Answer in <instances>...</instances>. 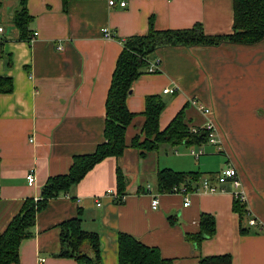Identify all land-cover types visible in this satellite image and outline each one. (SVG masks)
I'll return each mask as SVG.
<instances>
[{
    "label": "crops",
    "instance_id": "0c3cea01",
    "mask_svg": "<svg viewBox=\"0 0 264 264\" xmlns=\"http://www.w3.org/2000/svg\"><path fill=\"white\" fill-rule=\"evenodd\" d=\"M0 1V77L13 84L11 93H0V233L26 199L39 197L50 177L66 174L74 156L92 154L104 141L105 100L122 41L145 35L150 20L157 31L199 24L207 36L233 32V0H115L114 7L108 0H72L66 10L61 0H26L28 29L37 34L27 42L18 39L12 23L21 0ZM120 1L126 5L120 7ZM154 55L158 72L141 75L126 98L135 114L126 145L140 134L149 96L165 102L159 130L182 109L189 126L202 129L206 118L198 106L210 109L216 144L183 145L186 154L177 153L181 145H162L145 158L127 148L119 158L103 159L37 213L33 236L19 246V264H78L54 255L60 249L59 224L79 210L83 230L99 236L102 264H118L119 233L157 248L173 264L225 254L232 264H264V39L249 45L164 47ZM165 89L176 92L164 94ZM199 150L197 158L190 153ZM170 156L176 159L164 163ZM228 165L237 171L238 189L216 183L215 175ZM164 169L200 174L189 187L188 206L183 195L158 189L156 176ZM117 170L127 181L120 204L107 195L116 192ZM204 178L217 192L200 189ZM236 192L244 197L242 216L233 210ZM153 196L159 200L156 209ZM202 215L213 217L215 230L195 243ZM249 219L256 225L249 226Z\"/></svg>",
    "mask_w": 264,
    "mask_h": 264
},
{
    "label": "trees",
    "instance_id": "16d2710c",
    "mask_svg": "<svg viewBox=\"0 0 264 264\" xmlns=\"http://www.w3.org/2000/svg\"><path fill=\"white\" fill-rule=\"evenodd\" d=\"M72 0H61L66 10ZM1 8V1H0ZM31 16L26 8V0H21L13 14L12 23L18 31V39L29 42L31 34L28 25ZM264 39V0H233V32L225 36H207L201 25L188 30L157 31L153 21H149L148 32L142 36H132L122 41L110 86L105 100L104 141L92 154L77 155L71 159L66 174L50 177L41 187L39 197L26 199L19 212L12 216L6 228L0 233V264H19V246L22 241L33 236V228L38 212L47 202L61 194H67L99 162L107 157H121L127 148L138 151L141 158L162 145L188 147L207 142L205 130L195 133L185 119L182 109L164 130H159V117L165 108V102L159 96L145 99L144 118L140 134L131 139L130 146L125 143V133L135 114L126 106V98L131 92L132 84L141 75L147 73L149 63L154 60L156 50L171 46H218L222 43L254 44ZM156 60V59H155ZM12 79L0 77V93L12 92ZM200 174L196 172H175L164 169L157 173V186L161 192H170L172 187L184 185L188 189L196 185ZM127 181L117 170L116 192L125 195ZM120 204V202H117ZM243 204L234 199L233 210L242 216ZM81 211L75 217L59 224L60 249L56 258H71L78 264H102L99 236L95 232L83 230ZM215 230L213 217L202 215L200 231L192 237L195 243L211 237ZM118 264H173L170 259L161 256L155 247H149L134 237L119 233ZM198 264H232L230 255L209 256L201 258Z\"/></svg>",
    "mask_w": 264,
    "mask_h": 264
},
{
    "label": "built area",
    "instance_id": "2783aa9c",
    "mask_svg": "<svg viewBox=\"0 0 264 264\" xmlns=\"http://www.w3.org/2000/svg\"><path fill=\"white\" fill-rule=\"evenodd\" d=\"M108 5L110 7L116 6L115 0H108ZM118 5L120 7H124L126 5V3H125V1H120L118 3ZM3 32H4V30H3V27H2L1 21H0V34H2ZM103 33L107 37H112L111 34L106 29L103 30ZM36 36H37L36 33L33 34L31 36L29 42H32L33 39ZM58 49L60 50L61 48L59 47ZM149 64L150 65H149V67L146 70V72L148 74H154V73L158 72V69H159V60L158 59L151 61ZM175 92H176L175 89H165V90H163L164 94L173 95V94H175ZM190 103L192 105H196L197 104L195 100H191ZM198 109H199L200 113L206 118L204 126H203L202 129L205 130V132L207 134V142L211 143V144H216V142H217V139H216V127H215V124H214V121H213V118H212V111L210 109L206 108V107H201V106H198ZM197 130H198L197 128H193L192 132L195 133ZM190 153L194 157L197 158L199 155L202 154V151L201 150L196 151V152L195 151H191ZM26 179H27L28 185H32L34 183V180H35L33 174L27 175ZM215 180H216L217 184H225L227 182H230L237 189L241 185L240 180H239L238 175H237V171L231 165L226 166L225 168H223L220 171V173L215 175ZM147 188L149 190L150 187L147 186ZM200 189H202L203 192H208V193L217 192V189H216L215 185L213 184L212 180L209 179V178L202 179V181L200 182ZM188 190L189 189L186 186H184V185H177V186L172 187V189L170 190V193H174V194L178 193V194L183 195L185 197L184 206L186 207V206L189 205V199L187 198V195L189 193ZM107 195H110L115 203H117V202L122 203L125 200V198H126V195H119V194H117V192H114V191H108ZM234 198L236 200H238V202H240L241 204L244 201V197H243V194L241 192H236L234 194ZM97 205H99V203H97ZM158 205H159L158 198L153 196V198L151 200V208L152 209H156L158 207ZM248 225L249 226H254V225H256V221L254 219H249Z\"/></svg>",
    "mask_w": 264,
    "mask_h": 264
},
{
    "label": "rangeland",
    "instance_id": "374dc122",
    "mask_svg": "<svg viewBox=\"0 0 264 264\" xmlns=\"http://www.w3.org/2000/svg\"><path fill=\"white\" fill-rule=\"evenodd\" d=\"M181 146H183V145H181ZM184 147L185 146L178 147L177 148V153L186 154L187 153V150ZM171 155H174V154H171ZM172 159H176V158L174 156H170V157H164L163 160H164V163L169 164Z\"/></svg>",
    "mask_w": 264,
    "mask_h": 264
}]
</instances>
